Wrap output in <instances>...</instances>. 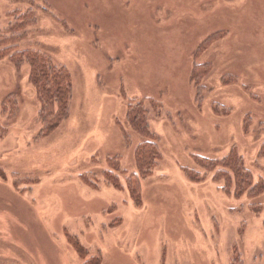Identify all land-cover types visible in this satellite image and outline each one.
Returning a JSON list of instances; mask_svg holds the SVG:
<instances>
[{
  "label": "rangeland",
  "instance_id": "obj_1",
  "mask_svg": "<svg viewBox=\"0 0 264 264\" xmlns=\"http://www.w3.org/2000/svg\"><path fill=\"white\" fill-rule=\"evenodd\" d=\"M29 10L14 50L65 66L72 100L39 135L29 66L0 60V108L10 92L20 107L11 123L0 112V264H229L236 244L245 264H264V191L237 198L183 174L205 175L192 156L234 147L264 182V0H0V33ZM204 63L198 98L189 74ZM137 101L152 139L129 127ZM147 140L162 157L137 207L126 178Z\"/></svg>",
  "mask_w": 264,
  "mask_h": 264
},
{
  "label": "trees",
  "instance_id": "obj_2",
  "mask_svg": "<svg viewBox=\"0 0 264 264\" xmlns=\"http://www.w3.org/2000/svg\"><path fill=\"white\" fill-rule=\"evenodd\" d=\"M34 22L35 17L32 10L22 15H16L13 22L5 29L10 35L7 36L0 33V46H2L0 49V60L7 59L8 63H11L17 69L23 64L29 66L28 83L34 89L35 95L40 102L37 120L41 124L39 135L43 136L56 130L62 122L68 119L69 105L72 100V82L70 73L65 66L52 63L49 58L39 51L34 49L14 50L15 44L23 38L24 34L21 33L23 29ZM206 41L200 43L198 47L204 45ZM198 47L196 53L203 46ZM201 67H210V65L207 63L194 64L189 74V81L196 87L198 98L201 91L198 88V81L201 76L200 73H204V71L201 72L199 70ZM224 77H222V81H224ZM141 101L129 105L126 118L132 131L141 137L152 139L153 134ZM19 108L17 96L15 93L10 92L5 96L0 112L6 122L11 123L17 118ZM249 117L247 115L244 118V129L248 127L246 122ZM258 127L259 131L264 133V122L260 123ZM258 155L264 158V142L259 148ZM161 157L157 144L150 140L143 141L134 149L133 158L137 172L126 178V186L135 206L139 207L142 204V181L152 174ZM191 158L194 165L205 172V175H202L195 168L185 167L183 174L189 181L199 182L210 177L213 181L221 184L223 193L233 194L237 198L243 195L254 198L260 196L264 191V182L261 179L258 181L254 180L252 172L245 166L243 157L236 152L234 147L228 154L220 158L201 156H192ZM107 163L109 167L116 169L119 166V157L108 158ZM107 182L113 187H118L119 184L115 176L107 177ZM241 257L236 244L231 250L229 264H245ZM92 262L98 264L94 259H89L84 264H92Z\"/></svg>",
  "mask_w": 264,
  "mask_h": 264
}]
</instances>
